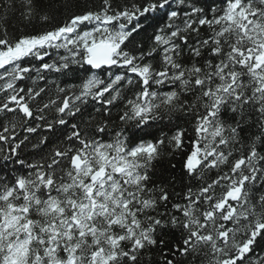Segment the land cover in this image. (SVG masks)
<instances>
[{
  "label": "snow or ice",
  "instance_id": "6c2138e0",
  "mask_svg": "<svg viewBox=\"0 0 264 264\" xmlns=\"http://www.w3.org/2000/svg\"><path fill=\"white\" fill-rule=\"evenodd\" d=\"M175 2L0 0V264H264V0Z\"/></svg>",
  "mask_w": 264,
  "mask_h": 264
},
{
  "label": "trees",
  "instance_id": "16d2710c",
  "mask_svg": "<svg viewBox=\"0 0 264 264\" xmlns=\"http://www.w3.org/2000/svg\"><path fill=\"white\" fill-rule=\"evenodd\" d=\"M62 2H68L70 4V7L65 11V10H61V12H58L55 14L54 18L50 21V22H43L39 19H35L32 22V25H30L28 28H24L22 25L18 24L15 20H13V25L14 28L10 29L9 31V36L13 39H15L16 37L26 34L27 32H33V31H42V30H46L49 29L51 27H53L54 25H58L62 22H64L65 20L68 19V16L71 15L73 12H76L79 10V8L84 7L85 5H87L90 8H95L98 9L101 0H62ZM121 3L124 2V0H120ZM176 2L174 0L173 3V7H176ZM142 23L145 24L146 28H147V33L146 34H150L152 32V28L147 27L148 24H151L152 21L148 20V21H142ZM145 33H142V36H144ZM67 51L65 49H60V50H51V56L49 57H45V62H51L53 59H58L59 56L62 55H67ZM35 63L34 60H30V59H26L24 61L25 65H27L28 63ZM2 71V70H0ZM83 75V74H82ZM50 79H57L58 82L61 84V86H64V78L63 77H57L55 74L50 75L49 77ZM2 83V82H0ZM69 83H76L78 86L80 84V81H69ZM3 94L0 93V98H2ZM177 123L176 120H173V124ZM180 123L187 128V134L184 137L185 140V151L188 150V141L192 138L193 133H192V129L190 126H188L187 124H185L184 121H180ZM161 130L163 133L167 134V135H172L173 132L175 131L174 128L171 127V125L168 124V117L165 116L163 121H157L152 129H150V131L154 132L155 134L159 135L161 133ZM141 136L143 135V133L140 134ZM147 139H151V137H148ZM33 159H35V157H33ZM184 159V153L181 152H176L174 153L172 156H168L165 158L163 164L161 165H157L156 168V172H157V176L155 177V179H157L158 181L160 180L161 177H163L164 179H168L170 177H176L177 178V183L175 186V191L177 193H182L184 191V186L188 183V181L185 179L183 182L180 181V177L183 175L182 172V166H181V161ZM168 160H171V162L173 164L176 165L175 169H172L168 166ZM217 171L218 170H212L210 172H208L205 176V179L208 180L209 182L211 181V179H214L217 175ZM223 171H227V168H224ZM193 185H195V182H192ZM220 190L217 189V192H219ZM173 202H178L177 200H173ZM182 202V201H179ZM170 207V205H169ZM164 209L161 208V211H163ZM171 239H175L176 236L173 235L170 237ZM259 252V250H257Z\"/></svg>",
  "mask_w": 264,
  "mask_h": 264
}]
</instances>
